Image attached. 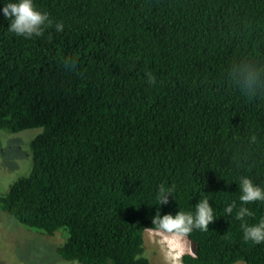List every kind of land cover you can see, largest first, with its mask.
Returning <instances> with one entry per match:
<instances>
[{
  "label": "trees",
  "instance_id": "trees-1",
  "mask_svg": "<svg viewBox=\"0 0 264 264\" xmlns=\"http://www.w3.org/2000/svg\"><path fill=\"white\" fill-rule=\"evenodd\" d=\"M33 3L48 14L39 36L9 32L0 12V129H43L0 211L63 228L66 260L152 264L156 211L194 213L207 197L214 220L186 235L183 264H264V242L241 228L264 201L235 218L240 178L264 188V0ZM160 186L172 192L162 206Z\"/></svg>",
  "mask_w": 264,
  "mask_h": 264
},
{
  "label": "rangeland",
  "instance_id": "rangeland-1",
  "mask_svg": "<svg viewBox=\"0 0 264 264\" xmlns=\"http://www.w3.org/2000/svg\"><path fill=\"white\" fill-rule=\"evenodd\" d=\"M42 128H29L19 132L0 129V195L6 194L10 186L33 167L32 140ZM0 264H82L62 258L57 245L67 238L61 228L54 236L29 230L9 213L0 211ZM170 235L160 229H147L144 234L145 253L152 264H173L175 253L162 243V236ZM182 254L177 264H183L182 255L193 251L186 236L182 237ZM234 264H246L238 261Z\"/></svg>",
  "mask_w": 264,
  "mask_h": 264
},
{
  "label": "clouds",
  "instance_id": "clouds-1",
  "mask_svg": "<svg viewBox=\"0 0 264 264\" xmlns=\"http://www.w3.org/2000/svg\"><path fill=\"white\" fill-rule=\"evenodd\" d=\"M3 5L0 8L3 17L9 22L7 29L9 32L18 36H31L33 34L39 36L41 34V25L48 20L47 12H42L34 6L33 0H0ZM57 30L63 28L62 24L56 25ZM249 76L248 80L251 81ZM239 201L241 202L235 213V218L243 220L245 216L252 215L251 211L245 205L254 201H264V188L255 184L253 180L247 176L241 177L239 180ZM172 195L171 189L164 186L158 188L157 199L162 206L169 201ZM236 201L224 207V213H232L236 208ZM153 223L162 230L163 233L170 235L162 236V243L167 244L169 249L175 253L173 264H177L182 254V237L186 236L194 228L201 231L208 229L209 222L214 220L213 207L209 204V199L204 197L195 205L193 212H177L175 215L163 214L159 211L152 217ZM243 230V239L259 244L264 242V218H261L255 224H241Z\"/></svg>",
  "mask_w": 264,
  "mask_h": 264
},
{
  "label": "bare ground",
  "instance_id": "bare-ground-1",
  "mask_svg": "<svg viewBox=\"0 0 264 264\" xmlns=\"http://www.w3.org/2000/svg\"><path fill=\"white\" fill-rule=\"evenodd\" d=\"M167 245V244H166ZM171 264V263H170Z\"/></svg>",
  "mask_w": 264,
  "mask_h": 264
}]
</instances>
